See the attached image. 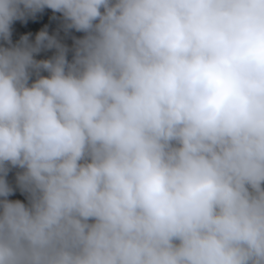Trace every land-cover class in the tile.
Masks as SVG:
<instances>
[{
    "label": "trees",
    "instance_id": "obj_1",
    "mask_svg": "<svg viewBox=\"0 0 264 264\" xmlns=\"http://www.w3.org/2000/svg\"><path fill=\"white\" fill-rule=\"evenodd\" d=\"M263 6L0 0V264H59L73 226L118 223L134 195L131 222L143 252L135 264L199 256L202 264H264V133L250 131L211 159L218 174L204 209L225 195L246 231L243 259H207L195 245L201 180L164 178L152 171L151 152L216 122L185 77L146 83L163 66L185 65L192 50L210 54L231 31L244 32ZM225 94L205 99L230 102ZM184 211L193 218L188 231L164 233L163 224ZM122 233L96 229L82 256L115 253Z\"/></svg>",
    "mask_w": 264,
    "mask_h": 264
},
{
    "label": "rangeland",
    "instance_id": "obj_2",
    "mask_svg": "<svg viewBox=\"0 0 264 264\" xmlns=\"http://www.w3.org/2000/svg\"><path fill=\"white\" fill-rule=\"evenodd\" d=\"M175 77L188 78L190 84L202 90L203 98L211 91L224 89L230 102L206 99L204 114L216 122V127L185 140H171L155 146L151 152V158L156 163L152 171L162 170L164 178L170 179L198 176L201 188L194 203L199 212H204L195 233L196 248L207 259L241 260L245 251L244 222L232 212L223 194L207 210L204 203L209 199L218 174L212 157L250 131L264 133V6L255 11L244 32L231 33L201 62L177 72L160 68L148 77L146 83L153 84ZM133 197L129 208L116 224L100 228L87 220L80 226H73L68 234L67 252L59 264H135L139 253L143 252L142 242L139 241L141 229L131 222L132 213L138 208V197ZM192 222L193 218L184 211L166 221L162 231L173 236L183 235ZM114 227L123 229L115 253L110 254L100 248L96 255L86 260L82 256L84 244L96 229L108 231ZM153 249L149 243L148 252ZM191 258L194 263L187 264H202L200 256Z\"/></svg>",
    "mask_w": 264,
    "mask_h": 264
},
{
    "label": "clouds",
    "instance_id": "obj_3",
    "mask_svg": "<svg viewBox=\"0 0 264 264\" xmlns=\"http://www.w3.org/2000/svg\"><path fill=\"white\" fill-rule=\"evenodd\" d=\"M220 3H214L213 4V6L216 8V10H218L219 12H222L220 9H218L217 8V6L219 5ZM192 27V24H190L189 25V27L186 29V30H188L189 28H191ZM185 30V31H186ZM232 33V31L230 32V34ZM180 34V33H179ZM230 34L228 35V37L230 36ZM228 37H226L224 40H222V41H220L219 43H222V42H224L225 40H227L228 39ZM209 54V53H208ZM208 54L207 55H205V52L204 53H200V52H197V51H194V50H192L191 51V53L189 54V56H188V58L184 61L185 62V65H183V66H181V67H170V66H163V67H161V68H168V69H171L172 71H175V72H177V71H179L180 69H182L183 67L185 68V67H187V66H193L194 64H196V63H199V62H201V60L203 59V58H205V57H207L208 56ZM157 71V70H156ZM155 71V72H156ZM154 72V73H155ZM150 75H152V74H150ZM149 75V76H150ZM148 76V77H149ZM175 78H178V77H175ZM174 78V79H175ZM148 79V78H147ZM146 79V80H147ZM171 80V79H170ZM170 80H166V81H170ZM185 80L187 81L186 82V84L187 85H192V84H190L189 83V79L188 78H186L185 77ZM157 83V82H156ZM154 84V83H153ZM194 86V85H193ZM200 89V88H199ZM199 96H201V98L202 99H204V100H206L205 98H203L202 97V90L200 89V92H199Z\"/></svg>",
    "mask_w": 264,
    "mask_h": 264
}]
</instances>
